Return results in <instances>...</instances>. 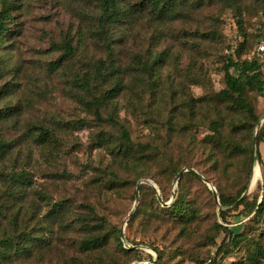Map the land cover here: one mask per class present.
Returning <instances> with one entry per match:
<instances>
[{
	"label": "rangeland",
	"instance_id": "374dc122",
	"mask_svg": "<svg viewBox=\"0 0 264 264\" xmlns=\"http://www.w3.org/2000/svg\"><path fill=\"white\" fill-rule=\"evenodd\" d=\"M120 5L134 15L101 27L99 0H0L8 28L0 35V138L9 143L0 159V237L3 230L26 233L22 254L2 264H184L209 256L250 264L255 244L264 248V213L243 217L231 210L223 217L220 210L233 206L216 203L202 177L217 194L264 195V141L256 140L253 183L251 166L264 96L245 91L263 121L258 129V121L216 98L227 50L234 58H257L264 0H180L168 19L156 17L147 0ZM161 51L164 61L143 72L138 59L152 61ZM118 82L121 91L107 99ZM93 98L102 101V119ZM123 130L133 145L121 140ZM250 141V152L234 147ZM182 168L199 178L175 184ZM11 172H23L29 183H10ZM137 183L143 188L136 201ZM180 192L191 211L186 221L164 212ZM229 228L245 238L238 247L228 244ZM96 234L107 243L80 251Z\"/></svg>",
	"mask_w": 264,
	"mask_h": 264
},
{
	"label": "trees",
	"instance_id": "16d2710c",
	"mask_svg": "<svg viewBox=\"0 0 264 264\" xmlns=\"http://www.w3.org/2000/svg\"><path fill=\"white\" fill-rule=\"evenodd\" d=\"M150 4L151 12L158 18L168 19V15L174 14L177 10L178 4L180 0H147ZM203 2L204 0H198V2ZM227 2H231L233 0H224ZM100 2V16L99 22L101 27L105 25L111 26L117 24L124 19L130 18L134 15L135 11L131 8L122 7L120 3L124 2V0H99ZM176 10V11H175ZM6 9L0 12V35L6 33L8 28L3 22V17L7 16ZM3 13V14H2ZM263 14H259L260 16ZM262 23V22H261ZM259 27V26H258ZM259 37V34H257ZM258 41V40H257ZM70 50L71 48L68 47ZM165 52L161 51L154 54L152 61L142 62L141 59H138V63L142 64L143 72H150L151 70H156V67L164 61ZM225 56V64H224V87L216 94V98L222 101L230 102L236 109L243 111L246 115V119L252 122L258 121V115L255 112L254 105L251 101L247 100L245 97L246 89L255 90L257 94L260 96H264V80L261 71V64L257 61L256 58L253 59H241L234 58L232 53L227 50ZM116 68H119L118 66ZM119 71V69H117ZM122 89V85L120 82L114 86L113 89L104 93V96L108 99L112 96L114 97L118 94ZM100 98H93L92 107L94 108V113L96 117L100 118V106H101ZM5 113V112H4ZM102 119V118H100ZM108 120H112L111 116H108ZM218 124V122H214ZM217 131V129H216ZM41 136H46L47 131L42 130L40 132ZM121 140L126 144L133 145L130 135L128 131L123 130L121 133ZM264 141V123L262 124L258 136L257 142ZM211 150L219 149L218 142L211 143ZM250 144L245 146H238L237 149L241 151L250 152ZM9 147V143L7 140L0 138V159L5 156ZM247 148V149H246ZM130 148H126L124 150V154L129 153ZM225 155V154H224ZM258 160L261 161V157L258 152ZM262 167L264 168V162H262ZM184 173L183 176H181ZM180 175L178 180V184H180V180L185 176H192L194 178H199L193 172L185 171ZM249 170L247 171L246 176H248ZM264 176V174H263ZM6 180H10L12 184H19L21 187H24L29 183L28 177L23 173L11 172L9 175H6ZM143 186L140 185V189ZM146 189L150 190L152 193H155L154 189L148 184ZM242 190H239L236 195L230 196L223 193H218L219 201L222 206H233L231 208L220 210V214L224 217L226 213L231 210L237 211V213L241 216H249L253 217L259 216L264 213V195L259 199L258 195L254 194L253 196L245 195L243 198L239 199ZM187 201L185 197L180 192L178 193L176 199L173 203L165 209V214L170 217H179L183 221L186 219H191V211L187 208ZM55 214H58L56 211ZM11 220L13 218L11 217ZM10 229L15 231V225L10 221L9 223ZM220 227V226H219ZM7 229V228H6ZM119 234V230L116 231ZM2 237H0V264L5 262H11L13 254H22L25 249V241L26 233L22 232L17 237L9 236L6 230L2 231ZM228 236V244L233 247H238L240 242L245 238L243 235L239 234V232H235L233 229H227ZM45 244L48 243V240L44 241ZM107 243V237L105 235H92L86 239H84L80 245V251L83 253L86 251H99L105 244ZM117 243L125 254H130L131 249H126L122 247V243L118 238ZM161 258V256H159ZM259 258H264V248H261L258 244H255L253 250L248 255V260L250 264H253ZM207 259L211 260V264H221L216 256L207 257L202 261L196 262L201 263ZM135 260H139V256L135 257ZM194 263V262H191ZM188 264V263H184Z\"/></svg>",
	"mask_w": 264,
	"mask_h": 264
},
{
	"label": "water",
	"instance_id": "95a60500",
	"mask_svg": "<svg viewBox=\"0 0 264 264\" xmlns=\"http://www.w3.org/2000/svg\"><path fill=\"white\" fill-rule=\"evenodd\" d=\"M262 122H263L262 120H259V121H258L257 129L261 126ZM256 133H257V130H256ZM256 133H255V135H254V137H253V142H252V147H251V166H252V171H253L254 163H255V161L257 160V158H256V155H257V143H256V140H257V139H256ZM254 169H255V168H254ZM185 171H190V172H193V173H195V174H198V173H197L194 169H192V168H182V169L177 173V175H176V178H175V180H174V183H175V184H177V182H178V180H179V178H180V175H181L183 172H185ZM253 174H254V171H253ZM202 180H203L208 186H210V189H211V191H212L213 198H214L215 202L219 204V197H218V194L216 193V190H215L214 188H212V185H211L210 181L207 180L206 178H203V177H202ZM144 182L147 183V184H149V185L154 189L155 194H156V196H157V200H158L161 204L167 205V204L164 203V201L161 199V197H160V195H159V192H158L156 186H155L150 180H144ZM140 184H141V183H137V185H136V195H135V200H136V201L138 200V197H139ZM120 233H121V236H122V235H123V228H122V230H121ZM122 239H123V237H122ZM139 263H140V261H135V262H133L132 264H139Z\"/></svg>",
	"mask_w": 264,
	"mask_h": 264
},
{
	"label": "built area",
	"instance_id": "2783aa9c",
	"mask_svg": "<svg viewBox=\"0 0 264 264\" xmlns=\"http://www.w3.org/2000/svg\"><path fill=\"white\" fill-rule=\"evenodd\" d=\"M260 20L263 24V29L259 35L258 41L255 46V56L259 63L264 62V15L260 16ZM188 264H211V260L207 259L201 263H188Z\"/></svg>",
	"mask_w": 264,
	"mask_h": 264
},
{
	"label": "bare ground",
	"instance_id": "6f19581e",
	"mask_svg": "<svg viewBox=\"0 0 264 264\" xmlns=\"http://www.w3.org/2000/svg\"><path fill=\"white\" fill-rule=\"evenodd\" d=\"M259 173V170H258V167L256 166L255 169H254V174H253V178H252V183L254 182V180L256 179V176L258 175Z\"/></svg>",
	"mask_w": 264,
	"mask_h": 264
}]
</instances>
